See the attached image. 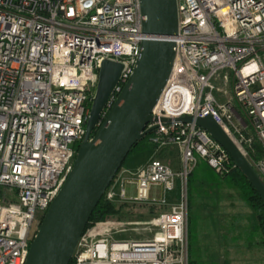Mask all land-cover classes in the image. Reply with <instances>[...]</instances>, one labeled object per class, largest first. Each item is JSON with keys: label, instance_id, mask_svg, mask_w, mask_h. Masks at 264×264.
Instances as JSON below:
<instances>
[{"label": "built area", "instance_id": "obj_1", "mask_svg": "<svg viewBox=\"0 0 264 264\" xmlns=\"http://www.w3.org/2000/svg\"><path fill=\"white\" fill-rule=\"evenodd\" d=\"M177 8L173 69L152 112L157 121L145 129L155 128L144 137L153 151L140 168L118 173L104 196L166 210L145 238L88 225L71 264H188L189 176L199 159L220 176L236 166L204 129L179 118L211 116L264 182V156H250L249 137L264 148V0H177ZM145 38L140 0H0V264H26L85 139L103 62L124 70L102 119Z\"/></svg>", "mask_w": 264, "mask_h": 264}, {"label": "water", "instance_id": "obj_2", "mask_svg": "<svg viewBox=\"0 0 264 264\" xmlns=\"http://www.w3.org/2000/svg\"><path fill=\"white\" fill-rule=\"evenodd\" d=\"M143 33L141 54L133 75L108 115L106 105L124 66L105 61L93 98L86 136L59 195L49 207L34 238L26 264H71L79 241L106 191L133 147L153 129L152 112L171 76L178 34L177 0H140ZM204 129L230 155L264 203V182L233 139L211 117L176 120ZM163 122L171 123L170 119Z\"/></svg>", "mask_w": 264, "mask_h": 264}, {"label": "rangeland", "instance_id": "obj_3", "mask_svg": "<svg viewBox=\"0 0 264 264\" xmlns=\"http://www.w3.org/2000/svg\"><path fill=\"white\" fill-rule=\"evenodd\" d=\"M249 135L252 139L250 156L258 160L264 156V148L254 133ZM149 145L146 150L142 149L144 144L135 148L119 173L122 170H134L133 164L139 166L146 162L153 151V146ZM171 156V165L176 169L180 165L179 153L175 152ZM204 163L199 159L197 169H201ZM201 184L199 182L198 185ZM200 189L199 195L194 192L191 197L188 195V264H264L261 237L254 231V215L250 208L235 193L229 194L224 188H212L206 183ZM112 204L119 214L103 220L107 223L103 228L109 229L118 239L149 237V230H146L151 228L149 223L157 213L166 210L128 202ZM123 230L128 231L124 233Z\"/></svg>", "mask_w": 264, "mask_h": 264}, {"label": "trees", "instance_id": "obj_4", "mask_svg": "<svg viewBox=\"0 0 264 264\" xmlns=\"http://www.w3.org/2000/svg\"><path fill=\"white\" fill-rule=\"evenodd\" d=\"M142 144H144V148H142L143 150H146V148L150 146L147 139L143 138L133 147L130 154L135 148ZM188 181V194L190 197L192 192L199 195L200 190H202L200 188H203L206 183H209L212 188L215 186L221 189L224 188L229 192V194L235 193L236 196L241 199L252 211L254 215V231L260 235V245L264 250V203L259 193L250 184L240 169L235 167V169L229 175L220 176L204 163L201 169L198 170L196 168L191 173ZM199 182H202L200 186L198 185ZM118 214L119 211L115 205L105 201L103 198L95 209L90 219L89 225L95 222L106 220L111 216H117Z\"/></svg>", "mask_w": 264, "mask_h": 264}, {"label": "crops", "instance_id": "obj_5", "mask_svg": "<svg viewBox=\"0 0 264 264\" xmlns=\"http://www.w3.org/2000/svg\"><path fill=\"white\" fill-rule=\"evenodd\" d=\"M146 162L144 163H141L139 166H135L133 164L132 166V169L134 170H131V171H135L136 169L140 168L141 166H143ZM160 188L159 187H153L152 190H151V196H158L159 193H160ZM126 192L128 193L129 196H132L134 195L136 192H135V186L134 185H127L126 186Z\"/></svg>", "mask_w": 264, "mask_h": 264}]
</instances>
